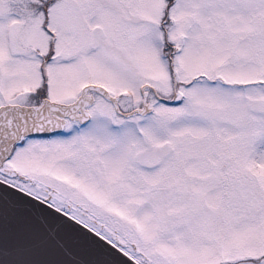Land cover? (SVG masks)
Segmentation results:
<instances>
[{
    "label": "snow or ice",
    "instance_id": "obj_1",
    "mask_svg": "<svg viewBox=\"0 0 264 264\" xmlns=\"http://www.w3.org/2000/svg\"><path fill=\"white\" fill-rule=\"evenodd\" d=\"M0 264H264V0H0Z\"/></svg>",
    "mask_w": 264,
    "mask_h": 264
}]
</instances>
